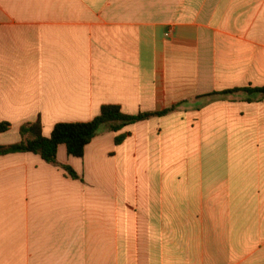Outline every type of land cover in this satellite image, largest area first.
<instances>
[{"label": "crops", "instance_id": "crops-1", "mask_svg": "<svg viewBox=\"0 0 264 264\" xmlns=\"http://www.w3.org/2000/svg\"><path fill=\"white\" fill-rule=\"evenodd\" d=\"M260 88L264 0H0V147L177 108L1 156L0 264H264V97L222 95Z\"/></svg>", "mask_w": 264, "mask_h": 264}, {"label": "trees", "instance_id": "trees-1", "mask_svg": "<svg viewBox=\"0 0 264 264\" xmlns=\"http://www.w3.org/2000/svg\"><path fill=\"white\" fill-rule=\"evenodd\" d=\"M247 93L249 95H262L264 88L244 89L224 92L222 95L234 93ZM248 102H252L251 99ZM177 108H171L161 113H141L136 116H129L123 113L118 106H104L99 116L87 123L58 124L54 127L50 137H45L40 123L28 124L21 128L20 135L22 141L19 144L0 147V157L11 154H34L40 156L48 164L56 165L58 161V151L61 146H66L68 154L75 158H83L85 149L103 130L120 133L125 128L147 121L154 117H163L172 113ZM9 129L8 124L0 125V133H5ZM126 139L125 135H120L116 139V144L120 145ZM64 170L74 179L78 176L70 167Z\"/></svg>", "mask_w": 264, "mask_h": 264}]
</instances>
